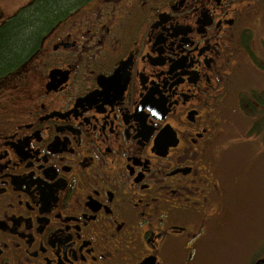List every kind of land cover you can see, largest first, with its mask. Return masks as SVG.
I'll return each instance as SVG.
<instances>
[{"label":"flooded vegetation","instance_id":"obj_1","mask_svg":"<svg viewBox=\"0 0 264 264\" xmlns=\"http://www.w3.org/2000/svg\"><path fill=\"white\" fill-rule=\"evenodd\" d=\"M261 27L264 0H88L52 21L0 75V264L224 248L247 197L228 131L257 91L242 75L264 74Z\"/></svg>","mask_w":264,"mask_h":264},{"label":"rangeland","instance_id":"obj_2","mask_svg":"<svg viewBox=\"0 0 264 264\" xmlns=\"http://www.w3.org/2000/svg\"><path fill=\"white\" fill-rule=\"evenodd\" d=\"M30 1L0 0V23ZM260 39H264L263 27L253 34L252 45L258 55H262L261 50H264ZM246 73L241 77L242 82L237 84L240 89H264V74L260 73L258 76ZM239 115L240 117L234 119L232 131H228V136L231 134L237 139V144L230 150L229 158L231 165L237 166L239 176H244L241 186L247 192L246 204L237 210L234 217L231 211V229L229 234L222 238L225 239L224 248L197 249L194 264H251L258 257L262 259L264 256V135H249L248 131L256 118ZM218 241L213 239L214 243Z\"/></svg>","mask_w":264,"mask_h":264},{"label":"trees","instance_id":"obj_3","mask_svg":"<svg viewBox=\"0 0 264 264\" xmlns=\"http://www.w3.org/2000/svg\"><path fill=\"white\" fill-rule=\"evenodd\" d=\"M86 1L88 0H31L17 10L0 27V75L24 60L52 21H56ZM248 38L244 41L247 49ZM255 63L264 71V66L256 60ZM250 99H253V102ZM239 104L245 117L256 118L248 134L264 135V90L241 93Z\"/></svg>","mask_w":264,"mask_h":264},{"label":"water","instance_id":"obj_4","mask_svg":"<svg viewBox=\"0 0 264 264\" xmlns=\"http://www.w3.org/2000/svg\"><path fill=\"white\" fill-rule=\"evenodd\" d=\"M264 262V259H261L260 261H257L255 264H260V263H263Z\"/></svg>","mask_w":264,"mask_h":264},{"label":"snow or ice","instance_id":"obj_5","mask_svg":"<svg viewBox=\"0 0 264 264\" xmlns=\"http://www.w3.org/2000/svg\"><path fill=\"white\" fill-rule=\"evenodd\" d=\"M160 135H163V133L161 132Z\"/></svg>","mask_w":264,"mask_h":264}]
</instances>
